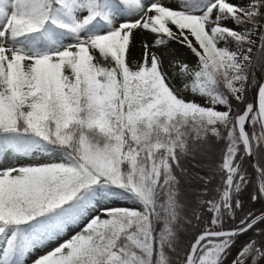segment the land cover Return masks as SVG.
Segmentation results:
<instances>
[{
  "label": "snow or ice",
  "instance_id": "obj_1",
  "mask_svg": "<svg viewBox=\"0 0 264 264\" xmlns=\"http://www.w3.org/2000/svg\"><path fill=\"white\" fill-rule=\"evenodd\" d=\"M29 261L264 264V0H0V264Z\"/></svg>",
  "mask_w": 264,
  "mask_h": 264
},
{
  "label": "rangeland",
  "instance_id": "obj_2",
  "mask_svg": "<svg viewBox=\"0 0 264 264\" xmlns=\"http://www.w3.org/2000/svg\"><path fill=\"white\" fill-rule=\"evenodd\" d=\"M141 40H142L141 37H139V36L136 37V41H137L136 46L131 49V58L132 59L142 58L143 49H142V45H141ZM149 43H151L150 39H149ZM169 53H171L172 55L165 54V56H164L166 69H167L169 60L172 59L173 57L175 59H179V60H187L190 64L194 63L195 58L192 56V53L190 52V50L185 48L183 45L176 44L175 41L170 42ZM174 83H176L178 87H182V85L179 83V80L174 81ZM184 95L188 99H193V96L190 92L184 93ZM195 99L197 100V102L201 103L202 106H207V105H205L204 101L201 100L199 97H196ZM76 231H79V229L73 228L71 231L68 232L67 236L64 237V239H67L68 237L73 235ZM50 247H52V246H50ZM50 247L48 249H44V251L50 250ZM39 254H41V253L38 252L37 255H39ZM29 264H30V261H29Z\"/></svg>",
  "mask_w": 264,
  "mask_h": 264
},
{
  "label": "trees",
  "instance_id": "obj_3",
  "mask_svg": "<svg viewBox=\"0 0 264 264\" xmlns=\"http://www.w3.org/2000/svg\"><path fill=\"white\" fill-rule=\"evenodd\" d=\"M257 75L259 76V73H257ZM198 159H200L202 163L205 162V158H198ZM212 159L216 160V159H218V156L214 153L212 156ZM188 166L190 167V165H188ZM195 170L200 171L201 174H203L205 176H207L209 174L208 170L206 168L205 169H195ZM217 180H218V178L213 179L210 187L214 186L217 183ZM202 186H203L202 184H193V187H195V188H201ZM188 194L192 195V193H188ZM256 209L257 210L259 209V205H256Z\"/></svg>",
  "mask_w": 264,
  "mask_h": 264
}]
</instances>
